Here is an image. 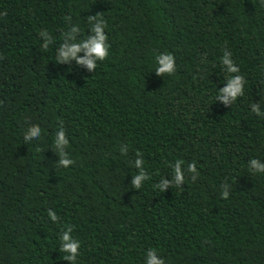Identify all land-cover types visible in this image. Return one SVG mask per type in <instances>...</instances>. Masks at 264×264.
Wrapping results in <instances>:
<instances>
[{"label":"trees","instance_id":"obj_1","mask_svg":"<svg viewBox=\"0 0 264 264\" xmlns=\"http://www.w3.org/2000/svg\"><path fill=\"white\" fill-rule=\"evenodd\" d=\"M261 5L0 0V264H69L58 239L67 227L81 243L77 264H144L149 249L165 264H264V173L248 167L264 161V117L251 111L259 101L264 110ZM95 15L107 24L108 57L95 72L56 64L61 33L75 23L90 35ZM41 30L53 37L46 50ZM225 51L246 81L228 106L216 100L237 75L225 72ZM164 52L175 57L172 76L154 72ZM61 122L67 169L52 149ZM37 125L40 140L25 143ZM137 152L150 176L138 190ZM177 160L184 184L160 191Z\"/></svg>","mask_w":264,"mask_h":264},{"label":"clouds","instance_id":"obj_2","mask_svg":"<svg viewBox=\"0 0 264 264\" xmlns=\"http://www.w3.org/2000/svg\"><path fill=\"white\" fill-rule=\"evenodd\" d=\"M264 6V0L262 5ZM70 21V17L65 18ZM90 27L86 32L90 35L84 36L85 31L82 30L79 24L71 23L65 31L61 33L62 43L56 48L55 63L56 64H69L73 61L77 65L86 67L89 72H95L98 62L104 61L109 55L110 44L108 43V35L105 31L107 24L105 20L98 15L88 17ZM77 35L84 36L83 39L77 40ZM39 36L42 39V47L46 50L50 44L53 43V37L47 30H41ZM83 53L81 56L80 54ZM221 64L228 74H237L240 72L239 67L234 63L231 52L225 51L221 57ZM71 71V69H69ZM154 72L161 76H172L176 72L175 57L168 52L159 53L155 56V69ZM246 81L242 75H229L226 78V86L217 91L216 100L221 101L225 106L233 104L239 97L244 94V85ZM251 111L257 117H264V110L259 102L251 104ZM42 132L41 128L33 126L27 129L24 133V142L33 143L39 141ZM69 147V139L63 127L61 126L55 132L52 141V149L59 157L56 166L61 168H69L74 161L69 157L66 149ZM120 152L122 155L127 154V150L121 147ZM136 159L133 166L138 170L137 174L133 176L131 181L132 187L140 189L145 181L150 179L147 171L144 168L145 161L142 158V153H136ZM184 161L177 160L173 165V173L170 180L162 178L156 187L160 191H164L167 187L175 185L177 188L185 182V170L183 168ZM248 167L253 173H264V161L255 158L248 161ZM187 172L191 173L193 181L197 178V168L195 163H189ZM229 184L224 183L221 185V197L227 199L229 197ZM48 218L51 223L56 224L60 221V217L54 210H48ZM59 251L63 252V260L68 261L69 264H77L80 255L81 243L72 235V228L67 227L59 233ZM144 264H165V260L161 258L155 250L149 249L146 253Z\"/></svg>","mask_w":264,"mask_h":264}]
</instances>
